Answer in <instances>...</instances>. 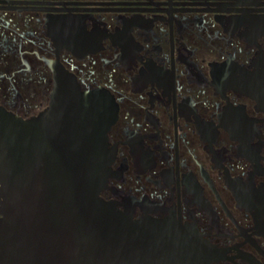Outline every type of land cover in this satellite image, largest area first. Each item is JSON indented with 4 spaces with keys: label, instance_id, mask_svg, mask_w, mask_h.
<instances>
[{
    "label": "flooded vegetation",
    "instance_id": "obj_1",
    "mask_svg": "<svg viewBox=\"0 0 264 264\" xmlns=\"http://www.w3.org/2000/svg\"><path fill=\"white\" fill-rule=\"evenodd\" d=\"M61 70L118 104L106 200L264 264V0H0V105L38 114Z\"/></svg>",
    "mask_w": 264,
    "mask_h": 264
},
{
    "label": "water",
    "instance_id": "obj_2",
    "mask_svg": "<svg viewBox=\"0 0 264 264\" xmlns=\"http://www.w3.org/2000/svg\"><path fill=\"white\" fill-rule=\"evenodd\" d=\"M117 117L109 91L83 90L62 70L38 114L22 117L0 105L1 258L12 264L196 263L195 245L178 237L163 241L154 222L134 221L101 195L111 176L109 131Z\"/></svg>",
    "mask_w": 264,
    "mask_h": 264
}]
</instances>
